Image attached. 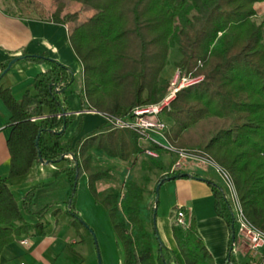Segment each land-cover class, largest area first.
<instances>
[{"label":"trees","instance_id":"trees-1","mask_svg":"<svg viewBox=\"0 0 264 264\" xmlns=\"http://www.w3.org/2000/svg\"><path fill=\"white\" fill-rule=\"evenodd\" d=\"M69 1L93 10L89 17L72 25L79 12L63 15L65 5L58 2L50 16L55 23L69 24V42L82 65L78 90L81 110L122 116L134 106L159 100L169 86L161 73L170 48L177 44L178 68L203 79L181 89L165 112L172 119L167 139L175 147L187 148L183 147V134L203 119H212V130L195 149L227 170L245 217L264 232V14L260 22L254 20L264 0H200V4L194 0ZM192 10L196 14L190 16ZM18 58L46 62L50 67L35 76L34 95L26 92L16 100L9 89L0 87V98L11 114L9 174L0 177V254L17 236L40 234L42 214L50 207H37L34 213L38 222L27 223L9 188L10 179L25 175L33 164L65 160L67 166L54 174H64L72 189L83 169L88 168L90 147L123 160L141 151L133 131L108 124L72 146L73 136H66L65 131L73 116L65 105L64 93L75 83V74L46 54L24 53ZM183 115H190L191 122L182 123ZM108 171L95 169L89 178L108 177ZM175 175L166 173L158 182ZM205 181L214 198L215 213L229 228L227 261L238 264L231 249V234H236L231 207L221 186ZM124 187L120 200L112 187L96 194L109 216L123 264H166L157 230L155 226L149 230V221L139 210L142 188L131 180ZM35 192L36 187H32L24 195L22 206L34 199ZM74 196L72 189L66 213L79 232L85 224L74 210ZM156 204L157 200L154 207ZM172 234L184 264H215L194 228L174 224Z\"/></svg>","mask_w":264,"mask_h":264},{"label":"crops","instance_id":"crops-1","mask_svg":"<svg viewBox=\"0 0 264 264\" xmlns=\"http://www.w3.org/2000/svg\"><path fill=\"white\" fill-rule=\"evenodd\" d=\"M80 7H83L88 15L83 17L80 11L79 19L72 25L79 24L93 13L89 7ZM66 10H70L67 3ZM68 29L69 24L55 23L33 11L26 10L22 13L18 8L9 11L0 0V87L9 89L16 100L21 99L26 92L35 94L34 78L50 67L48 63L17 60L5 73L2 71L3 65L24 53L46 54L67 66L76 76L73 86L64 93L65 105L73 116L65 135L73 136V146L76 140L87 139L104 126L105 120L101 112L81 110L78 90L81 85L82 65L70 45ZM10 115L7 105L0 98V177H7L9 174L10 155L7 140L10 135ZM142 144L137 139L140 153L132 154L125 160L110 156L94 146L88 149V168L83 169L74 190V210L85 224L80 227L79 232L70 224L71 216L66 213L70 205L69 194L73 188L71 189L64 174H54L67 166L65 160L53 164H33L25 175L10 179L9 188L27 223L34 225L38 222L39 219L34 213L37 207L45 204L50 207L42 214V232L38 235L30 232L17 236L3 248L0 264H98V256L101 264H123L122 252L111 222L96 194L112 187L119 192L120 200L125 192L127 180L134 181L142 188L139 209L144 203L145 211L140 212L141 216L149 221V212L153 214L156 209V218L153 224L149 222L148 227L151 230L155 226L157 230L164 246L161 253L166 264H184L172 234L176 210L183 211L186 227L194 228L199 233L215 264H229V228L226 221L215 213L214 198L205 181L211 180L221 186L216 173L199 160L178 158L176 154L167 151H159V156L154 162L153 158L144 155ZM148 145L145 143L144 146ZM106 168L109 170L108 177L95 180L89 178L95 169ZM171 172L176 175H189H178L161 183L154 207L155 185L159 183L161 176ZM32 187H36L34 199L28 205L22 206L24 195ZM55 210L58 211L57 214L53 213ZM21 240H26V243L23 244ZM157 244L154 239V248ZM231 249L238 264H264V245L252 249L247 241L236 233Z\"/></svg>","mask_w":264,"mask_h":264},{"label":"built area","instance_id":"built-area-1","mask_svg":"<svg viewBox=\"0 0 264 264\" xmlns=\"http://www.w3.org/2000/svg\"><path fill=\"white\" fill-rule=\"evenodd\" d=\"M203 79L202 75L193 76L177 68L173 79L165 94L156 102L141 104L132 107L122 116L103 114L105 124L118 129L133 131L139 143L142 144V152L149 158H158L160 149L174 153L178 158H190L199 160L211 167L216 173L224 195L231 207L236 223L237 235L243 237L250 248L254 249L264 245V232L255 227L244 215L235 184L230 174L222 166L217 164L208 154L195 148H178L167 139L168 125L161 115L170 109L172 101L177 93L188 86L194 85ZM175 225L186 227L183 221V211L174 213ZM23 244L26 240H21ZM19 264H26L20 262Z\"/></svg>","mask_w":264,"mask_h":264},{"label":"rangeland","instance_id":"rangeland-1","mask_svg":"<svg viewBox=\"0 0 264 264\" xmlns=\"http://www.w3.org/2000/svg\"><path fill=\"white\" fill-rule=\"evenodd\" d=\"M197 4H200V0H194ZM2 5L4 6V8H6L9 11H14L16 8H18L19 10H21V12L25 13V11L27 10L29 11H33L34 13H36L37 15H42L43 17H46L48 19H50V16L52 15L56 5L58 2H63L64 5L65 3H67V6L70 8L69 11H63V15L67 12H74L77 11L78 8V12L81 11V15L86 16L88 15V13H86L87 11L83 9V7H80V5H77L75 2L69 3L70 1L68 0H1ZM79 4V3H78ZM73 10V11H71ZM86 11V12H85ZM193 14H196V10H192L190 12V16H192ZM263 14H264V3L261 4V9L260 12L258 14L257 17L254 18V20L256 22H260L261 19L263 18ZM180 59V52L177 49V44H174L169 51L168 54V62L167 65L164 67L163 71H162V77L165 78L168 83L173 79V76L175 74L176 69L178 68L177 66V61ZM162 119L164 120V122L166 123V125L170 126L172 123V119L166 115V113H162L161 115ZM191 117L190 115H183L181 117V121L182 123H189L191 122ZM213 124L214 121L208 120V119H203L196 128L191 127L190 129H188L183 135L185 136V141H186V145L183 147H187V148H197L199 147V143L200 141H204L206 139V137L209 135L210 130H212L213 128ZM145 145V143H144ZM160 152H166L163 149H160ZM152 160V159H151ZM155 160V161H154ZM153 161L156 162V159L153 158ZM211 170H213L211 168ZM214 171V170H213ZM156 188V185H155ZM155 191V190H154ZM155 195L154 199L156 200V192H154ZM155 204V203H154ZM144 203H143V207H141L140 212L142 213L144 210ZM109 218V216H108ZM110 220V219H109ZM149 222L153 224V214L151 213V211L149 212Z\"/></svg>","mask_w":264,"mask_h":264},{"label":"water","instance_id":"water-1","mask_svg":"<svg viewBox=\"0 0 264 264\" xmlns=\"http://www.w3.org/2000/svg\"><path fill=\"white\" fill-rule=\"evenodd\" d=\"M19 58H14V59H12L9 63H8V65H7V67L3 70V73H5L9 68H10V66L15 62V61H17ZM38 137L39 136H37V139H36V145H38ZM42 164H48L47 162H41ZM182 176H188L189 174H187V173H183V174H181ZM178 175H175L174 177H177ZM172 177H166V178H162L160 181H159V183L156 185V188H155V192H156V200L158 199V191H159V187H160V185H161V183H163L165 180H169V179H171ZM75 185H76V182L74 183V186H73V191L75 190ZM155 218H156V209H154V212H153V221L155 220ZM231 239H232V242H234L235 241V232H233L232 234H231ZM97 262H98V264H101V260H100V258H99V256H98V258H97Z\"/></svg>","mask_w":264,"mask_h":264}]
</instances>
